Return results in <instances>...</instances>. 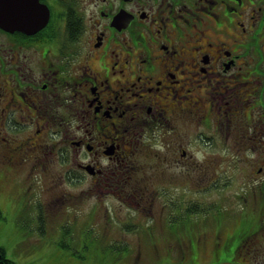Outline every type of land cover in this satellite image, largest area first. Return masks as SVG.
<instances>
[{
  "label": "flooded vegetation",
  "instance_id": "obj_1",
  "mask_svg": "<svg viewBox=\"0 0 264 264\" xmlns=\"http://www.w3.org/2000/svg\"><path fill=\"white\" fill-rule=\"evenodd\" d=\"M25 8L49 18L30 33L0 27V170L36 209L98 193L104 210L152 222L160 200L188 207L166 195L188 194L190 172L217 179L248 159L264 173V0ZM151 222L145 235L166 239Z\"/></svg>",
  "mask_w": 264,
  "mask_h": 264
},
{
  "label": "rangeland",
  "instance_id": "obj_2",
  "mask_svg": "<svg viewBox=\"0 0 264 264\" xmlns=\"http://www.w3.org/2000/svg\"><path fill=\"white\" fill-rule=\"evenodd\" d=\"M252 162L226 161L221 177H199L202 182L189 170L188 194L166 195L169 201H188V207L171 210L162 200L156 207L154 232L166 239L145 235L151 219H123L134 213L126 207L117 214L109 202L104 210L98 193L68 199L64 208L36 209L23 200L7 170H0V241L17 264H264V195L258 187L264 173L251 174ZM254 177L258 181L251 183ZM177 185L185 186L181 181ZM169 212L173 226L158 218ZM109 218L122 223L107 225ZM252 230L254 237L249 235Z\"/></svg>",
  "mask_w": 264,
  "mask_h": 264
},
{
  "label": "water",
  "instance_id": "obj_3",
  "mask_svg": "<svg viewBox=\"0 0 264 264\" xmlns=\"http://www.w3.org/2000/svg\"><path fill=\"white\" fill-rule=\"evenodd\" d=\"M26 2L27 0H0V27L7 31L21 30L30 33L33 32L31 29L34 27L35 22H37L38 26H44L49 18L48 14L40 13L36 17L35 12L32 11L34 7H32V10L24 7ZM35 2L37 3L38 0H32L29 3L33 4ZM38 20H40V25ZM26 26L31 27L26 30Z\"/></svg>",
  "mask_w": 264,
  "mask_h": 264
},
{
  "label": "trees",
  "instance_id": "obj_4",
  "mask_svg": "<svg viewBox=\"0 0 264 264\" xmlns=\"http://www.w3.org/2000/svg\"><path fill=\"white\" fill-rule=\"evenodd\" d=\"M0 219H4V214H3L1 207H0ZM244 225L245 224H242V227H245ZM255 232H256L255 230H252V231H250L249 235L254 237ZM0 264H17L13 259L8 257L7 251H6L5 247L1 244V241H0ZM30 264H32V263H30Z\"/></svg>",
  "mask_w": 264,
  "mask_h": 264
},
{
  "label": "bare ground",
  "instance_id": "obj_5",
  "mask_svg": "<svg viewBox=\"0 0 264 264\" xmlns=\"http://www.w3.org/2000/svg\"><path fill=\"white\" fill-rule=\"evenodd\" d=\"M28 1L30 2V0H27L26 5H28V6L30 5V6H31V3H29ZM24 5H25V4H24ZM26 5H25V6H26ZM25 6H24V7H25Z\"/></svg>",
  "mask_w": 264,
  "mask_h": 264
}]
</instances>
